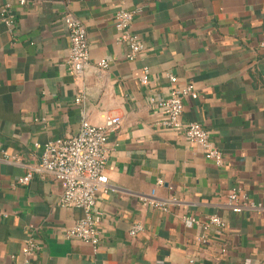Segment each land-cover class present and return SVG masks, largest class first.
Segmentation results:
<instances>
[{"label":"crops","instance_id":"crops-1","mask_svg":"<svg viewBox=\"0 0 264 264\" xmlns=\"http://www.w3.org/2000/svg\"><path fill=\"white\" fill-rule=\"evenodd\" d=\"M6 2L17 28L0 22V264H29L31 236L40 246L35 264H264V0H124V8L143 7L132 29L145 49L135 60L115 41L118 0H0V10ZM68 12L86 25L91 60L112 59L86 76L84 104L76 102L82 81L64 64ZM169 74L175 87L192 82L198 90L184 100L183 117L205 126L223 165L159 123L149 95L169 90ZM106 114L121 124L107 142L110 188L96 204L95 250L64 236L84 211L59 204V180L38 172L18 180L40 160L36 142L74 136L84 117L99 125ZM235 187L262 211H232L227 194ZM212 214L225 220L222 232L204 229ZM135 223L144 230L133 236Z\"/></svg>","mask_w":264,"mask_h":264},{"label":"built area","instance_id":"built-area-1","mask_svg":"<svg viewBox=\"0 0 264 264\" xmlns=\"http://www.w3.org/2000/svg\"><path fill=\"white\" fill-rule=\"evenodd\" d=\"M30 0H20L21 5L28 4ZM120 7L115 13L114 26L116 29L115 41L118 44H126L128 51L126 58L135 60L145 49V44L140 34L133 31L135 18L143 12V7L132 9L124 8V0H118ZM69 37L70 48L64 64L69 74L76 80H81V91L76 97L77 103H85L86 76L90 73L107 69L112 59L103 57L92 61L89 53L88 32L85 23L73 13L68 12L64 17ZM0 22L4 23L12 33L17 28V15L13 11L12 4L6 2L0 10ZM264 47V38L260 43ZM150 78V70L146 68L141 76V83L147 84ZM171 86L165 94L153 93L149 95L150 103L161 113L160 124L166 128L182 132L193 143L200 145L205 150V157L221 166L225 162L224 153L211 139L209 131L198 121H186L184 114V100L188 97L197 98L199 92L192 82L175 87L177 77L169 74ZM121 120L117 116H104L102 124H93L86 117L83 118L79 132L70 137L57 138L45 143L36 142L35 148L40 151V160L30 167L28 173L19 178L20 183H28L34 172L51 174L62 183L63 192L59 198V204L64 207L80 208L84 216L79 218L73 226L66 229L64 236L67 239H79L91 244L98 250L100 244L99 216L96 208L97 200L101 193L108 192L110 188L109 178L105 172L108 158L107 142L109 135L120 127ZM5 159L11 156L6 150H2ZM16 161L18 157H14ZM160 178L158 184H163ZM240 188L235 187L227 194V206L234 212L240 213L245 208L251 207L262 211V207L247 201L246 196L240 195ZM147 201L145 197H141ZM174 198H170L173 201ZM159 208L167 209V202L151 201ZM185 221L199 222L197 218L186 217ZM205 230L215 229L222 232L226 222L219 215L205 216L202 222ZM144 230L142 223H135L131 228V235L135 236ZM200 241L206 242L203 235ZM39 243L31 236L26 240L23 250L26 262L35 264L31 258L37 253Z\"/></svg>","mask_w":264,"mask_h":264}]
</instances>
